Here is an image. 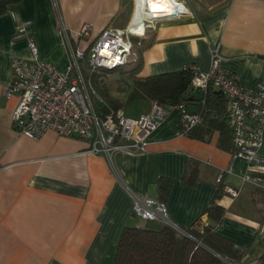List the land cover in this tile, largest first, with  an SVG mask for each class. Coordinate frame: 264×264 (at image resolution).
<instances>
[{
	"label": "crops",
	"instance_id": "1",
	"mask_svg": "<svg viewBox=\"0 0 264 264\" xmlns=\"http://www.w3.org/2000/svg\"><path fill=\"white\" fill-rule=\"evenodd\" d=\"M179 1L185 13L174 18L176 12L169 11L180 5L163 8L159 12L166 18L138 36L145 42L139 77L187 66L206 70L214 48L222 66L242 84L251 86L264 77V0ZM128 2L20 0L0 14V264H114L122 228L145 227L141 221H149L134 215L129 192L158 199L159 178H170L164 203L173 221L186 229L198 218L207 220L216 174L229 167L222 182L238 194L219 199L226 211L215 232L244 251L238 264H264V196L243 182L246 161L235 155L233 146H218V131L205 140L180 133L175 127L181 120L178 109L170 108L148 135L146 151L114 156L116 173L104 156L85 153L83 139L53 131L31 139L13 127L18 98L5 97L3 90L12 76V59L32 58L28 36L41 58L60 60L63 66L61 23L71 34L89 23L96 36L107 26L116 27L111 24L128 12ZM24 21L26 32L17 36ZM258 156L264 159V143ZM189 160L198 162L193 185L182 181Z\"/></svg>",
	"mask_w": 264,
	"mask_h": 264
},
{
	"label": "built area",
	"instance_id": "2",
	"mask_svg": "<svg viewBox=\"0 0 264 264\" xmlns=\"http://www.w3.org/2000/svg\"><path fill=\"white\" fill-rule=\"evenodd\" d=\"M178 4L184 11L177 10V17L186 11L182 3ZM136 16L124 28L107 26L96 36L89 23L73 34L61 23L60 33L67 54L63 66L41 58L35 40L28 36L32 58L12 59V76L3 90L5 97L16 94L18 98L11 115L15 130L31 139H38L47 131L83 139L87 142L85 153L104 156L115 173L113 158L117 153L146 151L148 135L159 127L169 109L153 101L149 110L136 118L125 115L123 109L99 116L92 102L91 83L84 77L85 68L112 70L136 62L131 37L144 36L156 19L141 9ZM140 23L144 30L139 34L135 27ZM26 24L24 21L18 25L17 36L26 32ZM191 70L194 87L204 92L212 85L225 95L228 106L223 119L230 130L235 155L247 163L242 180L264 189V159L258 156L264 143V77L251 86L242 84L222 66L217 48L211 50L210 65L206 70L198 66H191ZM172 108L180 111L186 129L201 123V112H191L182 104ZM230 171V167L219 169L215 182L222 181L224 173ZM225 192L231 197L238 194L230 186H225ZM129 194L134 215L188 236L186 230L170 217L163 201Z\"/></svg>",
	"mask_w": 264,
	"mask_h": 264
},
{
	"label": "trees",
	"instance_id": "3",
	"mask_svg": "<svg viewBox=\"0 0 264 264\" xmlns=\"http://www.w3.org/2000/svg\"><path fill=\"white\" fill-rule=\"evenodd\" d=\"M19 1L0 0V14ZM131 39L135 46V64L129 63L117 68V74L107 69L84 70L85 79L91 83L92 102L98 115L104 116L111 111L124 109L133 100L155 101L166 109L182 104L186 109L194 108L201 112L202 120L190 129H186L179 120L175 127L180 133L205 140L213 131H218V146L230 150L233 146L231 133L223 119L228 106L225 95L212 85L204 92L194 87L191 84L190 66L175 72L139 77L140 55L145 42L138 36H132ZM197 179L198 162L189 160L182 181L193 185ZM216 185L214 198L206 209L207 220L196 219L185 229L188 236H181L163 224L157 228L123 227L116 243L114 264H238L244 251L215 232L217 223L226 211L219 199L227 194L222 181ZM171 186L170 178H159L160 201L164 202ZM257 190L264 196V189Z\"/></svg>",
	"mask_w": 264,
	"mask_h": 264
},
{
	"label": "rangeland",
	"instance_id": "4",
	"mask_svg": "<svg viewBox=\"0 0 264 264\" xmlns=\"http://www.w3.org/2000/svg\"><path fill=\"white\" fill-rule=\"evenodd\" d=\"M178 2H180L179 0H177ZM186 5V4H185ZM136 6V7H135ZM187 6V5H186ZM128 12L127 13H121L119 16H117L111 25H116L117 28H124L127 24H130L131 20L136 16V14L138 13L137 11V2L136 0H129L128 2ZM61 52L63 54V60L66 59V50L63 46V49L61 48ZM52 63L59 65L60 60L57 59H51ZM113 74H117L119 73V70L117 68L112 69ZM111 77H116V75H112ZM148 105V101L147 100H133L132 102H130L123 110L125 115L127 116H136L142 109L143 107L145 108V106ZM176 115H178V117L180 116V111L178 110L176 112ZM142 223H147V225H145V228L150 227V228H155L158 227V225L156 224V222H151V221H141Z\"/></svg>",
	"mask_w": 264,
	"mask_h": 264
},
{
	"label": "bare ground",
	"instance_id": "5",
	"mask_svg": "<svg viewBox=\"0 0 264 264\" xmlns=\"http://www.w3.org/2000/svg\"><path fill=\"white\" fill-rule=\"evenodd\" d=\"M137 2V11L141 10H145L147 13H149L150 15H159L156 17L155 21H160L164 18H166L165 13L162 14L164 11H160L163 8H169V9H173L175 6L174 5H179L176 0H136ZM175 3V4H172ZM136 7V6H135ZM177 10H179V12H183L184 11V7H179ZM177 10H171L169 11L170 13L173 12H177ZM167 13V12H166ZM137 17V16H136ZM144 30L143 25L140 23V25H137L135 27V31L137 33H141Z\"/></svg>",
	"mask_w": 264,
	"mask_h": 264
},
{
	"label": "water",
	"instance_id": "6",
	"mask_svg": "<svg viewBox=\"0 0 264 264\" xmlns=\"http://www.w3.org/2000/svg\"><path fill=\"white\" fill-rule=\"evenodd\" d=\"M173 17L176 18V17H177V13L174 14ZM173 17H171V18H173ZM158 23H159V21H154L153 23H151L150 26H156ZM189 110H190L191 112H195V109H194V108H191V109H189Z\"/></svg>",
	"mask_w": 264,
	"mask_h": 264
}]
</instances>
